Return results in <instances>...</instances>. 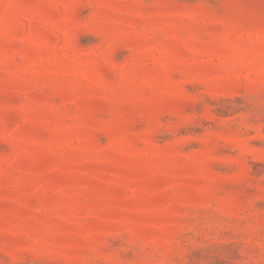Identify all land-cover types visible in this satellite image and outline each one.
<instances>
[{
	"label": "rangeland",
	"instance_id": "rangeland-1",
	"mask_svg": "<svg viewBox=\"0 0 264 264\" xmlns=\"http://www.w3.org/2000/svg\"><path fill=\"white\" fill-rule=\"evenodd\" d=\"M0 264H264V0H0Z\"/></svg>",
	"mask_w": 264,
	"mask_h": 264
}]
</instances>
